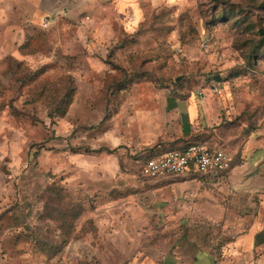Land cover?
I'll return each mask as SVG.
<instances>
[{
	"label": "rangeland",
	"instance_id": "374dc122",
	"mask_svg": "<svg viewBox=\"0 0 264 264\" xmlns=\"http://www.w3.org/2000/svg\"><path fill=\"white\" fill-rule=\"evenodd\" d=\"M23 1L0 0V264L160 261L191 234L220 241L221 175L141 167L189 144L193 98L201 127L210 103L264 134V0Z\"/></svg>",
	"mask_w": 264,
	"mask_h": 264
},
{
	"label": "crops",
	"instance_id": "0c3cea01",
	"mask_svg": "<svg viewBox=\"0 0 264 264\" xmlns=\"http://www.w3.org/2000/svg\"><path fill=\"white\" fill-rule=\"evenodd\" d=\"M20 22L17 20L14 25L26 35L28 31ZM13 32L10 31L11 34ZM204 105L207 107L204 109L208 114L206 122L209 129L201 127L204 119L201 121L200 107L193 98L187 104L186 112H182L187 113L189 122L181 124V133L186 135L189 144L221 147L230 152L233 162L241 161L220 174L205 175L208 178L221 175V204L209 211V218L220 223V241L207 245L205 233L191 234L180 240L162 260L146 257L131 264H264V134L259 129H246L243 133L247 127L245 122L237 121L236 117L234 120L222 108L216 115L218 109L212 108L210 103ZM210 110L215 112V116H211ZM212 118L219 128L212 129ZM247 170L257 171L258 177L240 180V177H246L240 171ZM253 194L257 196L256 202L250 200L245 205L241 204V196L252 198Z\"/></svg>",
	"mask_w": 264,
	"mask_h": 264
},
{
	"label": "built area",
	"instance_id": "2783aa9c",
	"mask_svg": "<svg viewBox=\"0 0 264 264\" xmlns=\"http://www.w3.org/2000/svg\"><path fill=\"white\" fill-rule=\"evenodd\" d=\"M44 26L49 24L44 21ZM233 157L226 149L192 143L183 149H171L148 157L141 174L150 180L179 177L191 173L217 175L232 167Z\"/></svg>",
	"mask_w": 264,
	"mask_h": 264
},
{
	"label": "water",
	"instance_id": "95a60500",
	"mask_svg": "<svg viewBox=\"0 0 264 264\" xmlns=\"http://www.w3.org/2000/svg\"><path fill=\"white\" fill-rule=\"evenodd\" d=\"M182 122L183 123L189 122V116L187 115V113H182Z\"/></svg>",
	"mask_w": 264,
	"mask_h": 264
},
{
	"label": "trees",
	"instance_id": "16d2710c",
	"mask_svg": "<svg viewBox=\"0 0 264 264\" xmlns=\"http://www.w3.org/2000/svg\"><path fill=\"white\" fill-rule=\"evenodd\" d=\"M188 145H189V144H188ZM188 145H187V146H188ZM187 146H185V147H187ZM185 147H182V148H178V149H183V148H185ZM232 165H233V163H232Z\"/></svg>",
	"mask_w": 264,
	"mask_h": 264
}]
</instances>
